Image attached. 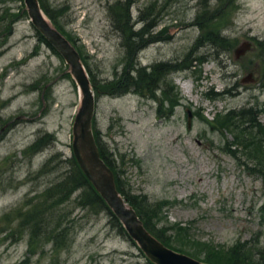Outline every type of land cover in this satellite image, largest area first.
Returning a JSON list of instances; mask_svg holds the SVG:
<instances>
[{
  "label": "rangeland",
  "instance_id": "rangeland-1",
  "mask_svg": "<svg viewBox=\"0 0 264 264\" xmlns=\"http://www.w3.org/2000/svg\"><path fill=\"white\" fill-rule=\"evenodd\" d=\"M225 1L43 3L93 81V130L120 189L145 195L155 225L195 258L243 243L264 262V177L216 119L249 108L264 127V0H234L221 12ZM244 40L250 47L235 57ZM78 105L67 63L24 0H0V264H149L110 212L86 201L84 186L47 207L29 251L35 221L23 213L70 169ZM248 120L235 117L246 129ZM39 137L49 141L30 152ZM46 230L66 244L53 248Z\"/></svg>",
  "mask_w": 264,
  "mask_h": 264
},
{
  "label": "trees",
  "instance_id": "trees-1",
  "mask_svg": "<svg viewBox=\"0 0 264 264\" xmlns=\"http://www.w3.org/2000/svg\"><path fill=\"white\" fill-rule=\"evenodd\" d=\"M39 1L41 7L48 14L53 24L61 32H63V28L60 25V23L57 21L55 15H53L52 12L49 10V8L46 7V5L43 3V0H39ZM233 2L234 0H226L224 6H222L221 12L226 7H231L233 5ZM117 6L118 5H114L111 8L112 11L115 13V17H120V14L116 10ZM123 18L129 20V16L125 13L123 15ZM130 28L131 27L129 25V29ZM130 31L133 30L130 29ZM217 35L221 44H223V42H226L227 39L221 34L220 27L219 30L217 31ZM258 113H259L258 110L252 111L249 108H240L237 111L230 109L224 112L223 114H217L216 119L218 120L220 126H223L225 127L226 130L232 132V137L235 139L233 144L240 145L244 153L249 158L254 159L253 164L258 167V170L262 173V176L264 177V147L262 146L264 142V127L257 121ZM243 115H248V119H249L248 121L250 123V125L248 126L250 127V129L244 128L242 126L243 124L240 123L236 124L235 117H241ZM94 134L100 149L101 157L112 167V169H114V165L112 161L108 158L106 151L102 143L100 142L97 132ZM48 141L49 140L47 139L43 140V137H39L34 141L32 145L29 146L28 150H30V152L35 151L39 149L38 147H41L42 145L46 144ZM69 162L71 167L64 176V178L56 182H53L48 187H46L45 190L38 195L39 200L31 208H29L26 212L23 213V219H26L27 221L28 220L35 221L34 229L30 231L29 248L30 245L32 246L34 245L32 244V241L33 239H35V236H39L40 234L43 233V231H41V228L43 226L46 227L45 225H47L49 218L48 215L49 209L47 207L54 205L56 202H62L67 197L68 193H70L72 190L80 186L87 187V189L89 190V195L87 196L86 201L94 206L96 204H99L101 208L107 209L110 212L113 223L117 226L119 232L128 235L125 228L118 220V218L111 212V209L107 206V204L100 196V194L97 191H95L96 189L93 187V185L90 183L88 178L79 168V166L75 161L74 156L69 157ZM116 184L120 189V181L118 177H116ZM121 192L126 196L128 202L134 207L140 219L144 222L147 229L153 235H155L165 245L175 250L194 256L193 253L186 251L185 249L182 248L184 242H180L177 238L173 236L174 234L172 235L165 234L162 227H157L155 225L154 217H156V214L154 209H152L151 205L149 204L145 195L129 194L123 192L122 190ZM57 234L58 232L52 233V230L44 231V235L46 236L45 237L46 242L47 241L51 242L52 247L56 249L60 248V245L64 246L66 244L65 240L61 241L58 239ZM242 244L243 243H237L229 248L206 249L204 255L200 259L213 264H264V262L260 261L258 258L251 257L250 253H248L247 251L248 247H245ZM29 251H31V248L29 249ZM149 264L152 263L149 262Z\"/></svg>",
  "mask_w": 264,
  "mask_h": 264
},
{
  "label": "water",
  "instance_id": "water-1",
  "mask_svg": "<svg viewBox=\"0 0 264 264\" xmlns=\"http://www.w3.org/2000/svg\"><path fill=\"white\" fill-rule=\"evenodd\" d=\"M24 2L31 22L63 57L71 77L77 84L79 105L72 123L71 148L88 180L107 206L121 220L127 234L138 244L152 263L213 264L163 244L148 231L133 206L128 203L126 196L119 191L112 168L100 157V149L93 130L95 93L77 48L46 18L39 0H24ZM250 45L248 40L240 42L233 48L234 56L241 55Z\"/></svg>",
  "mask_w": 264,
  "mask_h": 264
},
{
  "label": "bare ground",
  "instance_id": "bare-ground-1",
  "mask_svg": "<svg viewBox=\"0 0 264 264\" xmlns=\"http://www.w3.org/2000/svg\"><path fill=\"white\" fill-rule=\"evenodd\" d=\"M45 16H46V18L52 23V21L48 18V16L45 14ZM78 53H79V51H78ZM60 54V53H59ZM79 56H80V59H81V61H82V63H83V60H82V58H81V55H80V53H79ZM84 64V63H83ZM92 84V83H91ZM92 88H93V85H92ZM94 90V89H93ZM100 157H101V154H100ZM75 158V157H74ZM102 158V157H101ZM103 159V158H102ZM75 161H76V163H77V165L79 166V168L81 169V166H80V163L78 162V160H76V158H75ZM82 170V169H81ZM82 172H83V170H82ZM84 173V172H83ZM85 175V174H84ZM86 176V175H85ZM96 191V190H95ZM129 203V202H128ZM130 204V203H129ZM134 208V207H133ZM135 210V209H134ZM136 211V210H135ZM111 212L118 218V216L111 210ZM137 213V212H136ZM118 220L120 221V223L122 224V222H121V220L118 218ZM122 226H123V224H122ZM124 227V226H123ZM149 231V230H148ZM150 232V231H149ZM151 233V232H150ZM152 234V233H151ZM153 235V234H152ZM155 236V235H154ZM156 237V236H155ZM157 238V237H156ZM158 239V238H157ZM159 240V239H158ZM162 242V241H161ZM163 243V242H162ZM164 244V243H163ZM150 262V261H149ZM152 263V262H151ZM153 264V263H152Z\"/></svg>",
  "mask_w": 264,
  "mask_h": 264
}]
</instances>
